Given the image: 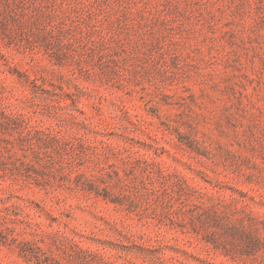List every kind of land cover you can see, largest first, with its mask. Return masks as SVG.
Listing matches in <instances>:
<instances>
[{"label":"rangeland","instance_id":"374dc122","mask_svg":"<svg viewBox=\"0 0 264 264\" xmlns=\"http://www.w3.org/2000/svg\"><path fill=\"white\" fill-rule=\"evenodd\" d=\"M0 264H264V0H0Z\"/></svg>","mask_w":264,"mask_h":264}]
</instances>
